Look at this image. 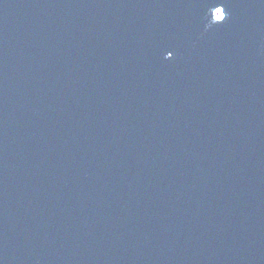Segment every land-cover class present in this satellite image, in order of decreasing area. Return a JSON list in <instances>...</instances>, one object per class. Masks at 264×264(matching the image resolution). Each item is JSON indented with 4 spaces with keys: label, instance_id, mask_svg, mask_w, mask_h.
Returning a JSON list of instances; mask_svg holds the SVG:
<instances>
[{
    "label": "water",
    "instance_id": "obj_1",
    "mask_svg": "<svg viewBox=\"0 0 264 264\" xmlns=\"http://www.w3.org/2000/svg\"><path fill=\"white\" fill-rule=\"evenodd\" d=\"M0 264H264V0H0Z\"/></svg>",
    "mask_w": 264,
    "mask_h": 264
}]
</instances>
